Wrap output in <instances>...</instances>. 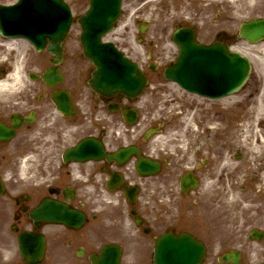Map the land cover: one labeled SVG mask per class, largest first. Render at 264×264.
<instances>
[{"label": "flooded vegetation", "instance_id": "1", "mask_svg": "<svg viewBox=\"0 0 264 264\" xmlns=\"http://www.w3.org/2000/svg\"><path fill=\"white\" fill-rule=\"evenodd\" d=\"M15 1L0 0V5ZM65 1L76 18L64 42L63 80L54 88L28 74L26 85L15 75L8 63L30 45L15 40L7 50L0 33V264H93L95 255L97 264H156V241L166 234H186L204 246L200 264L264 263V150L250 157L241 143L242 130L219 135L207 129L201 135L203 125L212 123V112L237 104H196L192 124L198 132L183 134L181 126L177 147L169 151L165 122L148 118L132 126V97H104L89 89L91 68L79 44L76 19L90 0ZM184 25L199 34L192 22ZM115 39L132 55V0H125ZM200 40L231 45L232 33L221 28L215 39ZM43 59L39 53L35 66ZM246 90L241 92L246 95ZM54 93L69 105L58 107ZM241 108L231 115L243 117ZM151 130L161 135L145 139ZM9 131L14 136L6 138ZM88 137L103 149L98 158L66 161L65 151ZM132 146L160 162V170L139 174ZM125 149L130 152L122 156ZM46 199L82 211L84 222L36 223L32 212ZM23 234L44 236L46 252L40 262L24 258L19 247Z\"/></svg>", "mask_w": 264, "mask_h": 264}, {"label": "rangeland", "instance_id": "2", "mask_svg": "<svg viewBox=\"0 0 264 264\" xmlns=\"http://www.w3.org/2000/svg\"><path fill=\"white\" fill-rule=\"evenodd\" d=\"M141 0H132V19L134 18L135 14H138L140 11L144 9L145 2L140 3ZM159 1H154L150 3L148 6H150L153 10L149 14L151 21L153 23V31H150L148 34V39H156L158 37V33L155 31L156 27L155 24L158 23V17H157V9L159 5ZM228 4V3H227ZM248 6V7H247ZM248 8V9H247ZM247 9V10H246ZM244 10L246 13L243 17L247 16L248 19L257 17V16H264V0H245L244 3ZM135 13V14H134ZM146 15H140V18L146 19ZM135 36V30L132 26V58L135 60H138L142 64H145L147 61V51L151 49L149 46L141 47L138 46L134 41ZM241 45V52L244 55H247L251 57L256 65L257 56L264 55V44L262 45H253L251 43L242 42L239 43ZM170 55V50L168 47L160 46L155 48V56L158 57L159 64L161 65L164 63L163 60L168 58ZM258 66H261L260 63H257ZM256 65V66H257ZM166 88V89H174L175 91H171L167 94L159 95L157 98H154L153 102L150 104V108L153 110L156 117L160 115L167 116L168 118L172 120H176L177 117H175L176 110L178 112V109H180V103L179 99L181 96V91L178 86L172 83H167L161 74H153L152 75V84L151 89L153 88ZM250 87L252 88L250 91L255 88V84L251 82ZM178 102H177V100ZM165 102L168 104L165 105Z\"/></svg>", "mask_w": 264, "mask_h": 264}, {"label": "water", "instance_id": "3", "mask_svg": "<svg viewBox=\"0 0 264 264\" xmlns=\"http://www.w3.org/2000/svg\"><path fill=\"white\" fill-rule=\"evenodd\" d=\"M105 17V16H104ZM246 29L249 34H247V37L250 41H255L258 38L264 36V21L257 22L254 24H250L246 26ZM95 33V40L98 39L99 33L101 31H88V38L91 39V33ZM54 50H56L54 48ZM98 65L101 67L103 64L110 72H111V79L112 77L116 78V80L119 81V85L124 88L125 90L131 91L132 90V96H138L140 92L142 91V88L145 85V80L142 74L139 72L137 67L132 64V68L128 63H124L121 59H107L104 63H101L97 61ZM96 63V64H97ZM185 63H182L179 67L174 69V78H176L181 84L186 86L185 80L194 81V78L191 76V73H189V77L184 76L182 68L184 67ZM237 73V70L234 69L232 73V81L234 84V88H237L244 80L243 75L237 76L235 75ZM106 74L110 76L109 74L105 73L103 68L97 71L95 76L96 81V87H108L107 83L103 79V75ZM100 84V85H99ZM144 84V85H143ZM190 89H195L196 85H190L187 86ZM120 88V87H119Z\"/></svg>", "mask_w": 264, "mask_h": 264}, {"label": "bare ground", "instance_id": "4", "mask_svg": "<svg viewBox=\"0 0 264 264\" xmlns=\"http://www.w3.org/2000/svg\"><path fill=\"white\" fill-rule=\"evenodd\" d=\"M262 60L264 61V58Z\"/></svg>", "mask_w": 264, "mask_h": 264}]
</instances>
